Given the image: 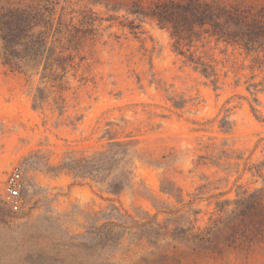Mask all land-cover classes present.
I'll use <instances>...</instances> for the list:
<instances>
[{
    "label": "rangeland",
    "instance_id": "374dc122",
    "mask_svg": "<svg viewBox=\"0 0 264 264\" xmlns=\"http://www.w3.org/2000/svg\"><path fill=\"white\" fill-rule=\"evenodd\" d=\"M134 1L152 0H0V8L28 10L37 21L45 15L54 45L75 47L77 64L52 86L40 81V69L12 70L0 60V209H9L2 190L12 166L21 167L24 181L22 208L10 211L17 231L0 235V264H73L64 248L26 235L50 225L83 233L85 215L112 204L139 222L155 216L161 229L156 243L124 237L110 264H264L263 244L238 229L207 240L195 235L219 215L217 203L229 200V212L234 200L263 184L264 71L250 70L239 48L202 40L197 52L212 60L217 81L204 77L173 50L169 29L127 13ZM219 1L264 6V0ZM38 86L48 96L42 109L32 107ZM108 136L126 137L138 151L132 185L119 196L50 170L68 153L103 148ZM178 214L197 219L192 233L180 232L190 227L184 219L170 220Z\"/></svg>",
    "mask_w": 264,
    "mask_h": 264
},
{
    "label": "trees",
    "instance_id": "16d2710c",
    "mask_svg": "<svg viewBox=\"0 0 264 264\" xmlns=\"http://www.w3.org/2000/svg\"><path fill=\"white\" fill-rule=\"evenodd\" d=\"M125 10L134 19L143 21L149 18L160 27L169 29L173 50L183 56L184 62L195 71L206 78H213L214 82L217 81L215 65L212 60H206L203 55L198 54L196 42L206 40L202 43L204 46L213 40L215 45L239 48L245 57L250 58V70L264 71V6L241 7L219 0H152L148 5L134 1L133 8ZM26 11L28 10L0 8L1 63L12 70L22 67L37 71L40 69L41 82L47 79L52 86L59 85L58 82H61L69 69L77 65L74 53L76 49L55 46L49 33V26H53L49 19L43 15L37 21ZM58 23L61 24L60 21ZM55 27L56 30L57 26ZM134 27L135 25L131 28ZM47 99L45 88L38 86L32 97V107L42 109ZM59 99L64 102L63 98ZM174 104L179 106V103ZM221 128L228 131L230 122L223 119ZM135 158H138V151L134 141L126 137L108 136L103 148L90 154L68 153L58 165L51 166L50 170L65 171L73 179L103 184L109 193L119 196L132 185ZM255 167L256 172L261 174L260 165ZM224 203H217L219 215L211 221L210 226L196 228L197 238L207 240L219 230L227 228L236 232L238 229L243 237L264 246V176L262 186L234 200L235 207L229 212L226 210L229 200ZM10 211L0 209V235L5 237H11L17 231ZM189 211L198 213L191 208ZM178 212L179 210L168 211V214L176 215ZM185 218L184 214H178L170 220L177 223L179 219ZM85 219L87 224L83 233L70 234L50 225L45 229L34 227L27 235L20 234L31 239L47 240L53 246L64 248L72 255L73 264H88L90 257L94 260L92 264H110L109 258L119 248L124 237L133 240L143 236L153 240V243L160 237L161 227L155 223V216L150 218L152 220L139 222L128 210L114 204L105 210L86 214ZM193 221L197 219H186L185 222L190 227H179L180 232L185 233L189 229L192 233L195 228ZM232 221L237 224L233 225ZM204 233L206 237L202 236Z\"/></svg>",
    "mask_w": 264,
    "mask_h": 264
},
{
    "label": "built area",
    "instance_id": "2783aa9c",
    "mask_svg": "<svg viewBox=\"0 0 264 264\" xmlns=\"http://www.w3.org/2000/svg\"><path fill=\"white\" fill-rule=\"evenodd\" d=\"M23 187L22 169L19 165H14L4 179L2 190L3 201L12 212H18L22 208L21 192Z\"/></svg>",
    "mask_w": 264,
    "mask_h": 264
}]
</instances>
